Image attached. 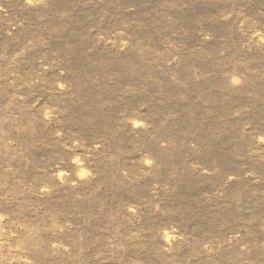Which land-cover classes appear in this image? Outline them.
I'll use <instances>...</instances> for the list:
<instances>
[{
    "label": "rangeland",
    "instance_id": "374dc122",
    "mask_svg": "<svg viewBox=\"0 0 264 264\" xmlns=\"http://www.w3.org/2000/svg\"><path fill=\"white\" fill-rule=\"evenodd\" d=\"M0 264H264V0H0Z\"/></svg>",
    "mask_w": 264,
    "mask_h": 264
}]
</instances>
